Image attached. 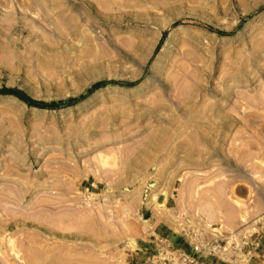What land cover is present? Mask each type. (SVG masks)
I'll return each mask as SVG.
<instances>
[{"label": "rangeland", "instance_id": "1", "mask_svg": "<svg viewBox=\"0 0 264 264\" xmlns=\"http://www.w3.org/2000/svg\"><path fill=\"white\" fill-rule=\"evenodd\" d=\"M263 105L264 0H0V264H264Z\"/></svg>", "mask_w": 264, "mask_h": 264}, {"label": "built area", "instance_id": "2", "mask_svg": "<svg viewBox=\"0 0 264 264\" xmlns=\"http://www.w3.org/2000/svg\"><path fill=\"white\" fill-rule=\"evenodd\" d=\"M220 241V237L202 240L200 236H196L194 242L185 243L175 251H164L159 254L164 264H201L204 257L219 255L224 250Z\"/></svg>", "mask_w": 264, "mask_h": 264}, {"label": "bare ground", "instance_id": "3", "mask_svg": "<svg viewBox=\"0 0 264 264\" xmlns=\"http://www.w3.org/2000/svg\"><path fill=\"white\" fill-rule=\"evenodd\" d=\"M183 46H184V45H183ZM184 55H185V53H184ZM176 61H177V60H176ZM175 63H176V62H175ZM179 74H180V73H179ZM187 74H188V73H187ZM187 76H188V75H187ZM175 87H176V86H175ZM247 102H248V101H247ZM250 102H251V101H250ZM258 102H259V101H258ZM252 103H253V102H252ZM263 106H264V105H263ZM152 201H153V200H152ZM208 212H209V211H208ZM208 212H207V213H208Z\"/></svg>", "mask_w": 264, "mask_h": 264}, {"label": "trees", "instance_id": "4", "mask_svg": "<svg viewBox=\"0 0 264 264\" xmlns=\"http://www.w3.org/2000/svg\"><path fill=\"white\" fill-rule=\"evenodd\" d=\"M20 95H23L22 93H20Z\"/></svg>", "mask_w": 264, "mask_h": 264}, {"label": "crops", "instance_id": "5", "mask_svg": "<svg viewBox=\"0 0 264 264\" xmlns=\"http://www.w3.org/2000/svg\"><path fill=\"white\" fill-rule=\"evenodd\" d=\"M240 264V262H238Z\"/></svg>", "mask_w": 264, "mask_h": 264}]
</instances>
